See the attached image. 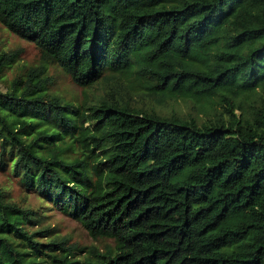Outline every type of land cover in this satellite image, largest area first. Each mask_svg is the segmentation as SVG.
<instances>
[{
	"label": "trees",
	"instance_id": "16d2710c",
	"mask_svg": "<svg viewBox=\"0 0 264 264\" xmlns=\"http://www.w3.org/2000/svg\"><path fill=\"white\" fill-rule=\"evenodd\" d=\"M0 24L41 61L3 92L0 50V166L116 244L41 242L0 184V264H264V0H0ZM52 66L104 94L51 93Z\"/></svg>",
	"mask_w": 264,
	"mask_h": 264
},
{
	"label": "rangeland",
	"instance_id": "374dc122",
	"mask_svg": "<svg viewBox=\"0 0 264 264\" xmlns=\"http://www.w3.org/2000/svg\"><path fill=\"white\" fill-rule=\"evenodd\" d=\"M0 50L3 52H18L19 63L14 65L10 69L5 71V84L1 85V90L6 91V88L10 85L13 79L25 72L27 67H38L40 61L39 51L36 45L27 40L21 39L11 32H8L0 24ZM50 75L54 76L55 83L51 87V93L57 94L62 98L73 100L74 104H78L86 99V97H96L104 94L102 91H95L92 89L84 90L82 87L77 86L70 75L64 72L60 67H50ZM94 99H89L92 101ZM87 101V100H86ZM194 109L190 108L189 105H183L182 112L185 114L192 113ZM201 115H203L201 113ZM87 126V125H86ZM1 149V148H0ZM81 153L76 146H71V150L68 153L69 158H74ZM72 160V159H69ZM0 184L6 187L12 194V196L18 200L22 197L27 196L28 207L43 208L38 210L39 213L44 215V218L36 222L33 227V231L43 230L50 232L43 236L38 235L37 238L43 243H47L54 238L66 239L68 246H73L79 249L77 251L75 259L83 261L89 256L91 248H96L100 252L106 251L111 248L115 249L116 244L112 239L92 237L89 232L83 227L82 223L73 218L72 216L64 213L51 203H46L42 196L35 194H28L19 183L18 179L15 178L11 172L10 165L5 168L0 166ZM87 248L86 252L81 250Z\"/></svg>",
	"mask_w": 264,
	"mask_h": 264
}]
</instances>
